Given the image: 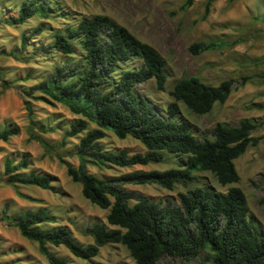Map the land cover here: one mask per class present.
Masks as SVG:
<instances>
[{
	"label": "trees",
	"instance_id": "1",
	"mask_svg": "<svg viewBox=\"0 0 264 264\" xmlns=\"http://www.w3.org/2000/svg\"><path fill=\"white\" fill-rule=\"evenodd\" d=\"M191 2L184 0L181 8L189 7ZM211 3L212 0L205 2L203 18ZM48 15L47 6L42 2L24 0L18 6L15 22L22 24L32 16L46 19ZM40 31L41 28L36 27L33 33ZM74 39L83 51L82 59L55 64L41 81L23 93L27 141L40 144L44 155H52L51 147L38 135L52 130L37 125L32 119L30 100L61 104L73 115L84 119L68 125L61 137V145L67 138L86 131L87 122L92 123L94 128L78 140L76 168L61 157H54L65 167L71 182L79 184L82 198L100 210H107L105 221L114 228L92 224L82 231L92 242L80 245L65 226L42 228V225L55 224V218L45 208L38 207L12 216L9 222L18 234L36 244L38 254L47 264H67L49 252L47 246H61L74 258L88 261L107 244L122 245L133 264H182L194 260L202 252L206 253V264H264V234L249 215L240 189L229 187L220 194L204 186L187 187L197 181V172H208L221 186L236 184L238 175L233 161L247 147L257 144L258 139L250 136L255 125L247 119L239 120L235 126L216 123L210 138L197 140L184 121L173 120L178 104L197 116L209 113L215 103L222 104L226 100L235 81L226 79L211 86L196 77L180 78L168 92L173 102L166 107V118H162L133 89L150 79L157 90L164 89V64L154 49L103 15L82 19L74 27L68 26L63 32L55 33L46 47L69 56L73 54L71 40ZM24 41L23 36L21 47H24ZM217 45L211 41L197 42L191 44L188 51L199 55ZM131 58L140 61L139 67L119 70V63ZM114 73H117L116 79L112 78ZM258 78L264 81V75ZM247 80V77L240 78L238 85ZM105 132L112 133L119 140L130 137L142 145L144 153L129 155L123 149L105 151L98 144ZM17 134L16 127L3 128L0 142ZM164 152L184 155L185 162L161 171H131L105 179H98L86 170L88 164L97 168L156 164L163 161ZM28 160L25 153H21L16 162L4 159L3 182L12 187L31 186L53 192V178L27 171ZM149 184L165 190L180 185L186 190L176 194L174 203L168 199L151 201L122 187ZM16 195L29 200L21 194ZM261 195L259 202L264 204V182ZM6 212L7 207L3 205L0 211L2 222H8Z\"/></svg>",
	"mask_w": 264,
	"mask_h": 264
},
{
	"label": "rangeland",
	"instance_id": "2",
	"mask_svg": "<svg viewBox=\"0 0 264 264\" xmlns=\"http://www.w3.org/2000/svg\"><path fill=\"white\" fill-rule=\"evenodd\" d=\"M24 0H0V130L16 127L18 134L6 142H0V211L6 205L8 222L0 220V264H47L38 254L35 243L22 238L10 224L16 213L45 208L54 218L55 224L42 228L65 226L74 241L80 245L92 242L82 231L92 224H102L107 229V210H100L80 194V186L73 183L65 173V167L56 158L59 156L73 168L77 166L75 152L79 138L94 128L87 122V130L67 138L61 145V137L68 125L83 118L70 113L61 104L48 100H30L32 119L37 125L52 132L39 134L41 140L53 150L44 155L43 148L34 141H27L28 126L23 107L25 91L41 81L55 64L81 60L83 51L77 41L71 40L73 54L63 56L47 48L55 33L66 27H74L78 21L94 15H103L124 27L140 42L154 49L163 60L166 76L164 89L157 90L152 79L134 86L137 96L152 105L156 114L166 118V107L173 102L168 95L173 84L180 78L196 77L202 83L216 86L223 80L235 83L222 104L215 103L210 112L197 116L178 104L175 122L184 121L197 140L210 138L216 123L235 126L239 120L247 119L255 125L250 136L258 139L254 147L233 161L238 182L227 186L219 185L208 172H197V181L187 187L204 186L223 194L229 187L243 193L249 215L264 234V204H261V187L264 182V0H212L208 14L203 18L207 0H192L189 7L182 9L184 0H38L48 9V17L32 16L22 24L15 22L16 12ZM36 27L41 31L33 33ZM25 37L24 47L20 46ZM215 42V49L192 55L188 47L197 42ZM12 53L13 55H9ZM140 61L131 58L119 63V70L136 69ZM117 73L112 74L116 79ZM248 80L239 86L240 78ZM33 96L39 97L37 93ZM105 151L125 150L129 155L144 153L140 143L126 137L119 140L112 133L98 141ZM21 153L28 155L27 171L47 174L53 178V192L31 186L12 187L3 182L2 162H16ZM186 156L164 152L163 161L145 166L128 168H97L86 166L87 172L98 178L116 177L131 171L165 170L185 162ZM151 201L166 199L176 202V194L186 188L174 185L165 190L157 185H123ZM16 194L29 198L22 199ZM112 201V199H110ZM49 252L67 264H133L127 250L120 244L100 247L97 255L88 261L71 256L63 247L47 246ZM206 253L202 252L192 261L182 264H206Z\"/></svg>",
	"mask_w": 264,
	"mask_h": 264
}]
</instances>
